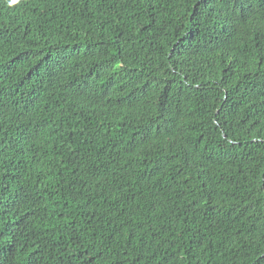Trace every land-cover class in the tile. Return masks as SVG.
Listing matches in <instances>:
<instances>
[{
  "label": "trees",
  "instance_id": "1",
  "mask_svg": "<svg viewBox=\"0 0 264 264\" xmlns=\"http://www.w3.org/2000/svg\"><path fill=\"white\" fill-rule=\"evenodd\" d=\"M0 264H264V0H0Z\"/></svg>",
  "mask_w": 264,
  "mask_h": 264
}]
</instances>
